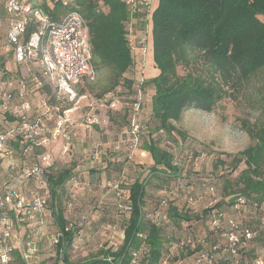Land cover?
I'll list each match as a JSON object with an SVG mask.
<instances>
[{
	"label": "trees",
	"instance_id": "trees-1",
	"mask_svg": "<svg viewBox=\"0 0 264 264\" xmlns=\"http://www.w3.org/2000/svg\"><path fill=\"white\" fill-rule=\"evenodd\" d=\"M39 1L53 16L75 9L86 20L91 62L97 72L107 74L108 83L99 96L120 86L129 92L121 114L126 120V128L119 140L131 137L130 123L135 116L132 105L138 92L150 93L146 127L141 122L143 105L137 122L138 149L149 154L147 162L153 179L159 178L157 174L165 181L169 178L180 181L184 177L178 162L184 157L181 155L177 159L173 150L175 145L179 150L184 148L181 142L185 134L175 122L185 110L212 112L224 99L234 98L237 93L249 89L254 90L255 102L264 110V0H156L152 8L150 3L144 6L139 0L136 11H144L151 18L152 66L156 73L143 77L142 81L138 79V82L134 77L136 60L130 40L131 14L124 0H67V6H62L61 0ZM179 67L183 68L182 73ZM241 126L252 143L234 155L227 154L228 162L218 157L214 161L215 168L228 164L231 170L243 164L234 182L224 177L223 188L227 196L224 200L209 203L197 215L191 214L177 204L168 207L166 196L157 197L159 192L154 185L158 180L149 183L147 179H136L121 188L123 180L119 178L114 184L118 187L115 209L125 214L121 245L116 249H100L96 256L79 262H72L67 256L66 249L72 243L74 231L68 227L64 215V200L69 183L81 181L69 168L57 172L50 169L47 180L53 203L50 211L46 210L44 214L52 216L51 221L46 218L51 224L49 227L53 224L60 232L55 246L62 264H162L165 252H168V260H173L171 264L190 259L197 264L196 252L204 247L196 241L194 234L206 236L207 241L214 240L210 220L224 214L257 231L243 250L245 262L242 264L262 255L264 226H260L259 219L264 215V120L257 123L243 121ZM112 148L126 159L134 155L127 143H122L118 150L114 145ZM75 151L67 156L72 157ZM15 163L17 168L23 166L21 162ZM31 183L32 188H36L38 182L31 180ZM240 199L244 200L243 205L233 210ZM188 200L192 201V197ZM120 203L128 205L129 209L119 208ZM165 209H168L167 219ZM165 220L167 223H162ZM27 222L18 223V231L22 227V239L38 226L27 227L30 223ZM221 224L222 220H219L220 228ZM46 226L47 223L36 230L45 231ZM167 226L173 231L180 229L185 242L180 236L178 240L173 239V234L164 233ZM168 240L175 242L167 251L165 242ZM220 253L226 264L229 257L224 250Z\"/></svg>",
	"mask_w": 264,
	"mask_h": 264
},
{
	"label": "built area",
	"instance_id": "built-area-1",
	"mask_svg": "<svg viewBox=\"0 0 264 264\" xmlns=\"http://www.w3.org/2000/svg\"><path fill=\"white\" fill-rule=\"evenodd\" d=\"M33 1L0 0V264H15L14 251L21 250L20 232L14 233L19 221L36 218L38 227L45 224L44 213L53 203L47 180L55 160L50 148L57 145L59 155L65 157L76 147L73 137L78 126L89 130L103 122L93 108L75 116L74 109L66 106V90L83 79L94 80L97 73L91 62L86 20L75 9L53 16L41 1ZM124 2L135 12L140 1ZM142 2L149 6L150 0ZM60 3L68 5L67 0ZM138 44L142 49L143 41ZM142 96L139 91L132 105L131 137L117 141L114 149L122 143L132 151L138 148ZM100 101L117 108L118 101L109 94ZM89 156L96 159L98 154ZM15 162L23 166L17 168ZM31 180L38 182L36 188ZM243 203L240 199L233 210ZM119 208L128 210L129 206L120 203ZM259 220L264 226V215ZM210 230L214 240L194 234L204 247L196 252L197 264H223L221 250L229 257L226 264H242L243 250L257 234L225 214L211 218ZM59 236L58 231L52 236L54 244ZM22 258L26 261L28 257L22 254ZM244 264H264V253Z\"/></svg>",
	"mask_w": 264,
	"mask_h": 264
},
{
	"label": "rangeland",
	"instance_id": "rangeland-1",
	"mask_svg": "<svg viewBox=\"0 0 264 264\" xmlns=\"http://www.w3.org/2000/svg\"><path fill=\"white\" fill-rule=\"evenodd\" d=\"M155 2L156 0H150L151 8ZM35 4L38 6L39 3ZM130 14V40L136 60L134 77L138 82L141 76L146 78L156 73L152 66V23L150 15H146L144 11ZM139 40L143 41L142 49L138 48ZM179 72H183L182 67H179ZM107 83V74L102 71L96 73L94 80L83 79L66 90V106L74 109L75 116L83 115L93 108L94 113L103 122L89 130L82 127V132L77 134L75 129L73 138L76 151L72 157H61L57 145L50 148L55 158L52 171L69 168L78 174L81 181L69 183L67 199L64 200V215L69 223L68 227L74 231L72 243L66 249L67 256L72 262L92 258L100 249L107 247L116 249L121 245L125 214L115 209L118 187L116 188L114 184L119 178L123 180L121 188L136 179H147L149 183L158 180L157 184H153L159 192L158 198L166 196L168 207L177 204L186 212L196 215L209 203L225 199L227 196L223 188L224 177L234 182L243 164L240 163L231 170L228 164L215 168L214 161L218 157L228 162L227 154L234 155L252 143L250 137L242 130L243 121L257 123L264 120V110L255 102L257 98L253 89L241 91L234 98L224 99L212 112L185 110L175 122V126L185 134V139L181 142L184 148L179 150L175 145L173 150L177 159L181 155L184 157L178 160L184 177L180 181L171 178L165 181L160 174H157L159 178L153 179L147 154L137 148L133 150L134 155L126 159L122 155L118 156L119 152L112 148L123 136L126 128V120L121 114L128 101L129 92L122 86L106 92L105 94H109L111 99L118 101L117 108L111 109L108 106L109 102L100 101L105 94L99 96ZM142 95L141 122L144 123L145 128L150 111V93L146 91ZM144 128L142 131L147 135ZM93 152L98 154L96 159H91L89 156ZM107 164L108 168H105ZM211 187H213L212 192ZM189 197H192V201L188 200ZM168 209L164 210L166 219L169 218ZM47 217L45 216L44 219ZM48 218L51 221L52 216L49 215ZM49 220H45L48 225L45 231H37L38 226H36L32 234L25 239H22V227L19 231L15 227V235L21 231L19 238L21 250L14 251L15 264H62L61 256H57L56 246L51 240L57 228L53 224L52 228L49 227L51 226ZM32 221L33 225L28 224L27 227L35 226L37 219L34 218ZM162 223L167 222L165 220ZM163 232L169 236L173 234V239H178L180 236L181 241L185 242L180 229L173 231L167 226ZM173 242L169 240L165 242L167 251L173 247ZM165 253L162 264H171L173 260H168V252ZM22 254L27 255L26 261L23 260Z\"/></svg>",
	"mask_w": 264,
	"mask_h": 264
},
{
	"label": "crops",
	"instance_id": "crops-1",
	"mask_svg": "<svg viewBox=\"0 0 264 264\" xmlns=\"http://www.w3.org/2000/svg\"><path fill=\"white\" fill-rule=\"evenodd\" d=\"M81 129H83L82 126H78V127L76 128V134H77V133H81V132H82ZM53 147H54V146H53ZM144 154H147L148 159L150 158V157H149V154H148L147 152H144ZM29 224H33V221L30 222ZM34 224H36V222H35ZM17 242H18V240H17ZM17 242H16L15 244L18 245L19 243H17ZM177 264H195V263L193 262L192 259H190V260H187V261H184V262L180 261V262H178Z\"/></svg>",
	"mask_w": 264,
	"mask_h": 264
}]
</instances>
